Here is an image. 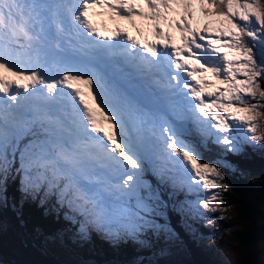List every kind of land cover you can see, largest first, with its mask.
<instances>
[{
    "label": "snow or ice",
    "instance_id": "snow-or-ice-1",
    "mask_svg": "<svg viewBox=\"0 0 264 264\" xmlns=\"http://www.w3.org/2000/svg\"><path fill=\"white\" fill-rule=\"evenodd\" d=\"M122 79L225 152L264 149V0H0V205L19 177L23 194L55 193L82 217L81 238L140 242L168 231L152 219L151 167L221 210L226 162H205Z\"/></svg>",
    "mask_w": 264,
    "mask_h": 264
},
{
    "label": "trees",
    "instance_id": "trees-1",
    "mask_svg": "<svg viewBox=\"0 0 264 264\" xmlns=\"http://www.w3.org/2000/svg\"><path fill=\"white\" fill-rule=\"evenodd\" d=\"M197 147L206 162L218 167L227 164L222 171L228 188L216 190L223 200L221 210L200 221L186 210L197 201L187 189L181 190L168 182H154L162 196L166 221L189 251L186 256L173 259L168 254L160 255L168 242L153 229L146 230L140 242L126 240L115 244L95 229H90L84 238H75L80 235L83 218L61 205L55 193L47 199L43 190L34 198L23 194L19 177H15L8 182L7 202L0 205V221L3 222L0 224V264H202L196 253H205L204 250L210 253L205 246L207 242L200 239L204 230L224 233L222 240L234 247V255L240 247L243 264H251L252 253L244 238L248 225L246 212L253 196L250 198L244 190L250 189L257 195L264 188V149L246 146L242 154L234 155L211 141L199 142ZM27 204L30 211L26 219L23 213ZM70 216L75 218L69 219ZM153 218L162 219L157 214ZM199 247L204 250H198ZM72 250L78 255L68 257ZM225 259L227 257L222 260Z\"/></svg>",
    "mask_w": 264,
    "mask_h": 264
},
{
    "label": "rangeland",
    "instance_id": "rangeland-1",
    "mask_svg": "<svg viewBox=\"0 0 264 264\" xmlns=\"http://www.w3.org/2000/svg\"><path fill=\"white\" fill-rule=\"evenodd\" d=\"M197 15L199 16V12H197ZM178 125H180V123H178ZM196 135L200 140H202L204 142L212 141L211 139L205 140V138L203 136H201V134L199 132H196ZM200 191H202V193ZM191 192L193 194H196V195H202V197L204 196L205 198H207V196H209L211 194L208 191L200 190L198 186H197L196 190H193ZM212 192H216V190H212ZM245 192H247V194L250 195V198L253 196L252 202L249 201V204H248L249 205L248 208H250L254 204V202L256 201L257 197L262 196V194L264 193V188L257 195H254V192L250 189L244 190V193ZM161 204H162V202H161ZM198 205H199V203L196 201L194 205L187 206L186 210L188 211V214H190V213L195 214V209L198 208L197 207ZM27 206H28V204L26 205V207L24 209V213H23V217L26 219H27L26 216H27L28 212L30 211ZM200 213H201L200 216H197V215L194 216V217H198V219L200 221L206 220L212 216V212H210L206 209H203L202 207L200 209ZM157 215L161 216L162 219H156L153 217H152V219L159 225H166L167 229H168V231H162V232L158 231L159 235H161V237L163 239H166L168 242V245H166L159 252V254L160 255L163 253L168 254L173 259L182 258L183 256H186L187 254H189V251H187L185 244L181 241V239L178 236H176L173 227L166 221V210H165V206L163 204H162L161 208L157 209ZM0 224H3V222L0 221ZM27 224H28V228H31V225L28 222H27ZM223 234L224 233H222V235ZM222 235H220L219 233H211V232L204 231V234L200 236V239H201V241L207 242V244L206 245L204 244V245L209 248L210 253L199 247L198 250H204L205 253L197 252L196 254H197L198 260L202 264H225V263L243 264L242 255L240 253V247L237 248L236 254L234 255V247H231L227 243H224V241L222 240ZM79 237H80V235H75V238H79ZM77 255H78L77 252L75 253L72 250V252H69L68 257L77 256ZM226 257H227V259L222 260ZM37 259H38V257H37ZM147 264H150V262Z\"/></svg>",
    "mask_w": 264,
    "mask_h": 264
},
{
    "label": "water",
    "instance_id": "water-1",
    "mask_svg": "<svg viewBox=\"0 0 264 264\" xmlns=\"http://www.w3.org/2000/svg\"><path fill=\"white\" fill-rule=\"evenodd\" d=\"M246 213L248 225L244 242L252 253L251 264H264V193Z\"/></svg>",
    "mask_w": 264,
    "mask_h": 264
},
{
    "label": "bare ground",
    "instance_id": "bare-ground-1",
    "mask_svg": "<svg viewBox=\"0 0 264 264\" xmlns=\"http://www.w3.org/2000/svg\"><path fill=\"white\" fill-rule=\"evenodd\" d=\"M174 34H175L176 36H179V33H178V32H174Z\"/></svg>",
    "mask_w": 264,
    "mask_h": 264
}]
</instances>
